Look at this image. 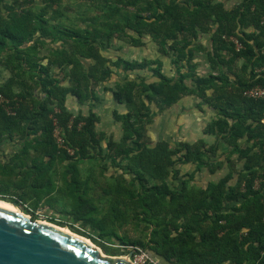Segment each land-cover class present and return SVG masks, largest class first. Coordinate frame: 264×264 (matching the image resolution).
<instances>
[{"label": "trees", "instance_id": "1", "mask_svg": "<svg viewBox=\"0 0 264 264\" xmlns=\"http://www.w3.org/2000/svg\"><path fill=\"white\" fill-rule=\"evenodd\" d=\"M87 1L103 3L105 12L82 17L83 28L65 22L46 28L43 12H17L10 5L0 14L1 62L12 74L0 94L15 112L0 106V144L21 143L8 162H0V176L7 179L0 182V198L11 196L33 209L42 198L68 199V214L82 230L139 246L168 264H264V99L245 96L264 87V0H240L232 9L224 2L232 0ZM127 8L135 13L118 18ZM208 34L222 55L213 60L215 71L199 75L193 61L204 48L197 42ZM148 38L157 46L155 60L105 56L114 40L142 48ZM46 41L60 49L41 57L38 50ZM164 59H171L174 76L163 72ZM117 71L126 74L122 83L104 91L125 108L112 112L121 124L119 141L97 130L100 117L92 110L75 116L67 107L68 96L79 104L96 101V89ZM142 71L151 73L150 81L129 77ZM188 96L216 113L204 131L215 143L153 142L148 126ZM57 127L72 153L58 146ZM218 142L229 148L220 156ZM234 155L218 181L190 185L197 173L214 175ZM107 159L130 178L101 186L100 196L110 201L102 213L89 178L78 179L79 165ZM57 163L64 166L62 186L54 179ZM187 165H195L189 180L171 188L168 179L177 180ZM129 222L151 231L149 240L119 239L106 230Z\"/></svg>", "mask_w": 264, "mask_h": 264}, {"label": "rangeland", "instance_id": "2", "mask_svg": "<svg viewBox=\"0 0 264 264\" xmlns=\"http://www.w3.org/2000/svg\"><path fill=\"white\" fill-rule=\"evenodd\" d=\"M225 6L227 9H232L236 5L240 3V0H232V1H224ZM5 5H10L13 7L17 12L19 11H28L33 10L35 15L38 12H43L44 19L47 20L46 28H48L51 24L57 22H65L72 28H83L86 26V23L82 22V17H94L98 16L101 13L105 12V7L103 3L100 4H91L87 0H60V3L57 5H48L41 0H0V14L6 15ZM56 9L55 12L54 10ZM58 9V10H57ZM126 9V8H125ZM122 10L121 14H117V17H125V15H133L135 12L127 8ZM39 18H34V25L39 26ZM198 45H201L204 49L199 50L196 53L195 60L193 61V65L195 71L199 75H208L213 70L215 71L216 66L213 65V60L218 55H222L220 50L213 48L211 35H201L199 38ZM60 47L55 43H49L48 41L45 44H41L38 50V54L41 57H48L50 55H54L59 51ZM106 57L112 59L113 61L116 60L118 57L125 58L127 60H155L158 57L157 53V46L150 40L147 39V43L142 48H133L128 43L123 41L114 40L111 47L107 49V53L105 54ZM88 64V62H86ZM242 62H239L241 65ZM163 72L168 76H174L175 66L171 64V59H164L163 60ZM126 74L123 72H115L112 76L110 81L106 84H102L98 89H96L97 100L96 102H92L90 107L102 106L101 108V115L103 116L102 122H100L98 126V131L105 133L107 137L114 139L115 141H119L122 136L121 131V124L116 122H111L112 118L110 117L111 108L113 106L114 109L122 113L124 112L125 108L124 105L117 101H106L105 96L107 93L104 91V88H113L115 89L116 84L122 83L123 78ZM129 77L131 79H135L138 77H142L147 79L148 81L151 80V73L148 71L142 72H134L130 73ZM198 100H191L186 102L180 106H174L173 113L171 116H167V112L155 118L153 123L148 126L150 129L151 135L153 139H161L166 138L172 143L174 146L177 141L176 131L179 129L177 123L180 120V116H187L190 119H195V121L201 122L200 125L203 129L206 128L207 123L213 119V115L211 114L208 106L206 104L200 105ZM105 102V104H104ZM199 103V104H197ZM104 104V105H103ZM185 105V106H184ZM203 108L206 109L205 112L201 111ZM87 109V108H86ZM200 112V113H199ZM202 112V113H201ZM201 115V116H200ZM170 120V126L167 125L166 122H163V118L166 117ZM201 120H200V119ZM149 131V130H148ZM203 137L202 132H198L197 134H193L192 136H187V140L189 142H195L198 139ZM214 140L208 142L209 145H212ZM247 145L245 142H242V146ZM21 147V143H10L7 142L6 146L0 148V162H8L9 158L14 154ZM220 155V154H219ZM224 159V157H220ZM236 159V155L232 156L228 162H225L224 168L219 170L214 175L209 174L207 171L203 170L200 173H197L194 176V180L190 182V185L193 183L196 185L206 186L209 182H216L221 177H223L228 171V166L231 161ZM55 171V181L60 186L63 185L60 177L63 172L64 166L63 164L57 163L54 166ZM79 169L81 175L78 179H85L89 178L90 184L96 189V204L98 205L100 211L105 213L108 211L110 206V201L108 197L100 196L102 188L101 186H107L109 184H113L117 178L124 177L125 179H129L130 177L126 175L124 170L114 166L109 159L107 160H97V161H88L84 162L79 165ZM181 172V176L177 180H173L171 178L168 179V184L173 189H179L183 181L189 180V176L194 172L195 165H187L183 166ZM7 179L1 178L0 182H4ZM92 195V192H90ZM7 199L3 201L9 203H15L29 217H32L40 222H49V224H53L62 228H69L74 234H79L80 236H85V238L92 241V243L99 248L103 255H129L133 251L141 250L146 252L145 250L141 249L139 246H131V245H123L120 240L116 237L106 236L105 238L99 237V231H89V230H82L79 228V224H76L73 221V218L68 214L71 210V203L68 199L56 197L47 203L45 198L40 200V204L36 209L29 207L28 205L21 204L20 202H16L15 198L11 196H7ZM1 199V198H0ZM99 199V200H98ZM56 207V208H53ZM108 233H115L116 236L120 238H124L127 236L133 240L147 242L150 237L151 231H145L144 226H136L135 222H129L123 227L120 226H108L106 228ZM81 232H87V236L80 234ZM103 246L107 247V249L103 248ZM147 253V252H146ZM135 254V253H134ZM155 264H168L164 262L162 259L153 257Z\"/></svg>", "mask_w": 264, "mask_h": 264}, {"label": "water", "instance_id": "3", "mask_svg": "<svg viewBox=\"0 0 264 264\" xmlns=\"http://www.w3.org/2000/svg\"><path fill=\"white\" fill-rule=\"evenodd\" d=\"M82 237L0 200V264H134V252L103 255Z\"/></svg>", "mask_w": 264, "mask_h": 264}, {"label": "crops", "instance_id": "4", "mask_svg": "<svg viewBox=\"0 0 264 264\" xmlns=\"http://www.w3.org/2000/svg\"><path fill=\"white\" fill-rule=\"evenodd\" d=\"M136 49H138V48H136ZM1 58H2V56L0 55V85H3L5 83H7L11 79L12 74H11L10 70L5 65H3V63L1 62L2 61ZM16 91L19 92L20 89L16 88ZM106 93H107V95L105 96L106 101H109V100L111 102L114 101L112 94L111 93H108V92H106ZM191 100H198L197 102H199V103L201 102L196 97H193V96L190 97V96H188V97H184L183 99H181V101L179 103H177L176 105L177 106H180V105H182V104H184L186 102H189ZM92 102H96V101H89V102H87L85 104H79L78 101H77V99L75 97L68 96V99H67V107L70 110V112H72L75 116L78 115V114H80V113L82 115L86 116V115L89 114L90 110H92L94 113H96L100 117V122H102V119H103V116L101 115V108H102V106L90 107V105L92 104ZM199 103H197V104H199ZM104 104H105V102H104ZM176 105H174V106H176ZM173 107H171L169 110L166 111L167 112L166 113L167 116L168 115L169 116L172 115V113H173V109L172 108ZM113 110H115V109L112 106V108H111V114H110V117L112 118L111 122H115L114 119H113V116H112ZM116 110H117V108H116ZM209 110H210L211 114L213 115V119L215 120L216 119V113L211 108H209ZM201 111L205 112L206 109L203 108V110H201ZM167 116L163 118V122H166L167 125L170 126L171 123H170V120L167 118ZM180 117L181 118H180V120L177 123L179 129H177V131H176L177 139L179 140V141H177V143H181V142L182 143H194V142H189L186 137L187 136H192L194 133L197 134L198 132H202V134H203V137H201L198 140L203 139L207 143L209 141H211V140H214L213 144L215 143L216 139H215L214 136L206 135L204 133L205 127L203 129L201 128V126H202V125H200L201 122L195 121V119H190L188 116H187V118L185 116H183V115L180 116ZM212 121L213 120L211 119L210 122L207 123V125L210 124ZM100 122H99V124H100ZM99 124L97 125V129H98ZM148 130H149L148 131V135H149V137L151 138V140L153 142H158V141L164 140V141L169 142L172 145V143L169 141V139H166V138L153 139L152 138V135H151V132H150V129H148ZM197 141H195V142H197ZM177 143H175V144H177ZM6 145H7V142H3V143L0 144V148L1 147L3 148V146H6ZM217 145H218V148H219L218 154H223L224 152H227L228 149H229L228 146L225 145L222 142H218Z\"/></svg>", "mask_w": 264, "mask_h": 264}, {"label": "built area", "instance_id": "5", "mask_svg": "<svg viewBox=\"0 0 264 264\" xmlns=\"http://www.w3.org/2000/svg\"><path fill=\"white\" fill-rule=\"evenodd\" d=\"M237 47L240 48V45L237 41L233 40ZM245 96L253 99H264V87H255L245 92ZM0 106H4L7 112L11 115H14V110L9 106V100H7L4 96L0 94ZM61 129L59 127L55 130V138L57 141V144L61 148H66L64 139L62 137ZM69 153H72L70 149H68ZM135 254L132 256V260L134 264H155L154 258L146 252H143L141 250H135L133 251Z\"/></svg>", "mask_w": 264, "mask_h": 264}, {"label": "bare ground", "instance_id": "6", "mask_svg": "<svg viewBox=\"0 0 264 264\" xmlns=\"http://www.w3.org/2000/svg\"><path fill=\"white\" fill-rule=\"evenodd\" d=\"M0 200H2V199H0ZM3 206H13V207H17L19 210H20V208L17 206V205H15L14 203H9V202H6V201H3ZM21 211V210H20ZM24 215H26L23 211H21ZM26 216H28V215H26ZM43 222V221H42ZM44 223H47V222H44ZM49 223V222H48ZM62 228V227H61ZM63 230H69L71 233H73L69 228H63ZM83 239H86V240H89V239H87V238H85V237H82ZM89 241H91V240H89ZM92 242V241H91ZM94 245V244H93ZM94 247L96 248V246L94 245ZM99 249V248H98ZM100 250V249H99Z\"/></svg>", "mask_w": 264, "mask_h": 264}]
</instances>
